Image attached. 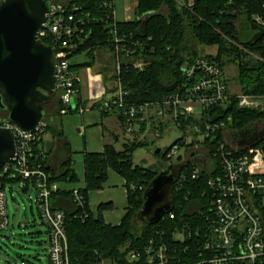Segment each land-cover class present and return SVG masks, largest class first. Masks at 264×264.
Listing matches in <instances>:
<instances>
[{"label":"built area","instance_id":"1","mask_svg":"<svg viewBox=\"0 0 264 264\" xmlns=\"http://www.w3.org/2000/svg\"><path fill=\"white\" fill-rule=\"evenodd\" d=\"M256 21L264 25V18L256 17ZM120 22L116 0H50L49 19L40 29L39 38L47 39V44L57 52L56 95L62 103L61 113L77 109L73 104L79 96L80 76L71 62L73 53L86 43L92 24L104 23L111 35L116 78L110 82L111 92L102 85V93L93 97L102 98L97 107L101 112L121 114L125 118V133L139 141L149 142L160 137L163 126L165 129L169 125L182 127L181 118L195 119L196 122L188 126L199 137H195L198 143L203 144L206 137L216 140L214 133L219 130H223L224 136L218 140L213 154L203 145L207 148L206 157L218 158L221 167L220 172L207 180L209 201L204 206L198 203L193 215L179 216L173 209L161 218L167 215L166 219L177 222L170 232L157 228V239L128 250L120 260H104L98 264H264V146L238 147L229 143L225 133L232 130L227 126L232 117L211 121L208 114L214 107L227 106L234 95L223 67L203 56L190 58L173 92L157 101L130 104L121 80L123 65L141 69L144 63L133 60L139 43L133 40L131 33L119 29ZM123 56L129 60L124 61ZM236 98L241 108L264 110V95L237 93ZM88 109L83 107L79 111L83 113ZM1 118L0 128L10 129L15 137L16 156L0 169V229L8 226L5 180L30 184L37 191L41 223L48 234L46 261L41 264H73L66 212L51 204L52 195L62 188L58 182L50 181L39 149L48 131V121L44 118L34 131L26 132ZM144 123L146 127L142 131ZM194 142L188 145L183 138L181 144L174 145L167 154L169 162L184 165L190 161L186 156L181 161L170 160L178 154L179 144L192 146ZM199 175L200 169L195 166L191 171H181L175 187L180 189L184 182L196 180ZM139 188L145 190L146 186ZM70 193L76 205L82 208L80 188H71ZM79 216L86 219L88 213ZM15 264L35 263L22 259Z\"/></svg>","mask_w":264,"mask_h":264},{"label":"trees","instance_id":"2","mask_svg":"<svg viewBox=\"0 0 264 264\" xmlns=\"http://www.w3.org/2000/svg\"><path fill=\"white\" fill-rule=\"evenodd\" d=\"M164 8L166 12L162 11ZM135 11V20L122 21L119 24L121 31L131 33L133 40L139 43L133 60H142L144 63L141 69L123 65L121 80L124 89L128 91V103L157 101L173 92L182 80L183 64L190 58L199 56L215 61L223 70L228 65H235L241 93L264 95V25L256 21V17L264 18V0H193L192 4L188 0H137ZM90 29L86 43L73 53L76 56L86 51L89 59L73 65V68L91 66L97 50L108 48L112 53L109 62L111 67L108 71L100 72L103 74L107 92H111L113 89L110 88V82L116 78L111 35L104 23L92 24ZM43 41L49 43L47 39ZM197 44L217 46V52L202 55ZM123 59L129 60L125 56ZM78 87L80 101V86ZM55 96L58 101L57 113L60 114L62 103L56 94ZM98 106L99 104L96 107ZM7 114L8 111L0 113L1 119H6ZM102 114L108 115L110 112ZM208 114L211 121L225 120L227 116H231L227 126L232 130L264 120V110L239 107L236 94L227 106L214 107L208 110ZM117 119L124 130L125 118L118 113ZM181 121L180 129L184 131L190 128L188 124L196 122L194 118H181ZM145 127V123L142 124V131ZM47 128L51 127L48 125ZM164 130L165 126L160 128L161 133ZM214 135L216 140L206 137L202 141L210 154L216 152L218 140H222L224 136L223 130L215 132ZM55 138L54 160L42 157L50 181L58 184L76 183L79 177L74 168V152L70 141L62 129L56 131ZM182 140L183 138L178 139L174 145L181 144ZM144 144L147 142L136 138H122V142H119V135L113 133V141L106 143L102 152L84 154L86 185L80 188L83 195L82 208L76 205L70 190L62 188L52 195V207L66 212V231L73 264L120 260L128 250L140 247L152 238L157 239V228L170 232L176 225V221L166 219L167 215L154 225L141 224L136 218L144 202L142 194L145 190L140 189V185L147 187L165 167L154 169L134 164L133 152ZM254 145L264 146V139ZM172 147L162 152L166 161L169 160L167 154ZM181 160V156H178L177 161ZM213 160L215 162L212 170L193 161L184 163L183 173L191 171L195 166L200 169V175L196 180L184 182L180 189L175 187L174 212L177 215H193L196 213L192 212L195 210L194 206H204L209 201L207 180L221 169L218 158L213 157ZM109 169L123 176L126 181L128 210L117 225L106 222L103 216L104 211L113 209L112 202L100 203L96 214L88 205L89 191L103 189L108 180ZM86 211L88 217L80 218L79 215Z\"/></svg>","mask_w":264,"mask_h":264},{"label":"water","instance_id":"3","mask_svg":"<svg viewBox=\"0 0 264 264\" xmlns=\"http://www.w3.org/2000/svg\"><path fill=\"white\" fill-rule=\"evenodd\" d=\"M49 15L50 0H0V113L8 111L7 121L26 132L34 131L47 116L58 86L56 49L39 38ZM186 66L184 63L182 70ZM249 125L232 131L238 147L264 138V130L256 136L258 127ZM15 156V137L10 129L1 127L0 169ZM182 167V162L167 164L150 181L136 215L141 224L154 225L174 209V187Z\"/></svg>","mask_w":264,"mask_h":264},{"label":"rangeland","instance_id":"4","mask_svg":"<svg viewBox=\"0 0 264 264\" xmlns=\"http://www.w3.org/2000/svg\"><path fill=\"white\" fill-rule=\"evenodd\" d=\"M135 3L136 0H116L118 18L121 20V22L126 19V11L128 7L131 11L130 17L133 18L135 16V11H133ZM162 11L166 12V8L162 9ZM197 49L202 55L215 54L217 52V46L197 44ZM111 54L112 53L108 48H104L99 51L97 50L96 60L92 64L95 66L94 69L98 72L109 69L111 67L109 64L112 58ZM87 59V54L83 53L81 55L73 56L71 58V62L79 63ZM224 71L231 93L240 94L241 91L237 79V67L231 64L228 65ZM90 77L91 75L87 73L86 77L82 76L81 78L82 90L85 92L84 96L82 97L84 101L90 100L94 97V95L97 93H102L103 91L102 83L97 80L95 81V79ZM47 111L53 113L58 112V101L56 96H54L52 102L47 106ZM69 112L72 111L70 110ZM69 112L64 114L65 116L63 117V122L66 129V134L72 143V150L74 152V154H72L73 161L79 181L76 183H71L68 186L63 184V186L70 189H78L84 188L86 185L85 166L82 152L85 148H102L99 127H101V132L104 134H102L104 145L110 140L113 141V132L116 130H118V132L121 134L119 141L122 140L124 135L127 136V139L130 138V136L125 133V131L120 126V123H118L114 116L110 117L108 120L104 119V123L107 125V127H104L103 124L99 125V127H96L94 123H89L87 116L89 112H86L84 115H82V113L79 111L72 112L71 114H69ZM262 126H264V122L260 127ZM82 127L90 128V133L89 129L84 134L78 132V129ZM228 134H230V130H227L225 135L228 142L231 143V139ZM195 137L198 136L192 133L189 128L184 131L174 125H169L160 135V137L154 138V140H149L147 144L142 145L133 152V162L134 164L141 165L143 167L160 169L161 167H164L170 163L169 160L166 161L162 157V152L169 150V148L172 147L178 139L184 138L188 145L194 140L196 142L192 144L193 147L179 144L178 154L170 161H177L178 156H181V159L184 160L185 156L189 158L192 152H197L199 155L198 157H200V159H204L203 163L198 164L207 168L208 170H212L213 166H211V164L214 163V161L209 160L206 157L205 149L207 148L204 147V144L198 143L197 138ZM86 142L88 145H86ZM158 148L161 149L160 153L155 152ZM59 184L61 186V183ZM112 184L113 179H110V182L104 185L105 191L107 193H112L115 196L117 202L126 200L128 195H126L124 192L121 184H118L117 187L111 186ZM4 186L7 199L8 226L7 228L0 229V264H7V262L15 264L22 259H27L35 264H41V262H45L47 254L46 240H48V234L46 232V227H44V225L41 223L40 208L38 202L36 201V189L34 187H30L27 191H24L20 181L5 182ZM193 209H196V207L194 206ZM107 216V218L111 220L110 217H112V215L110 214V216Z\"/></svg>","mask_w":264,"mask_h":264},{"label":"crops","instance_id":"5","mask_svg":"<svg viewBox=\"0 0 264 264\" xmlns=\"http://www.w3.org/2000/svg\"><path fill=\"white\" fill-rule=\"evenodd\" d=\"M189 3L192 4V1L193 0H188ZM137 6V0H136V3L134 4V10L135 11V8ZM117 7V5H116ZM127 15H126V19L124 21H132V20H135L137 18V14H136V11L134 12V17H130V8L128 7L127 8ZM102 50V49H101ZM99 51V50H98ZM89 59V57H88ZM87 59V60H88ZM87 60L85 61H82V62H79V63H73L74 65H78L80 63H83V62H86ZM96 60V58H95ZM94 60V62H95ZM97 63V62H96ZM95 66L91 65L89 67H86V68H80V69H76L77 73L79 74L80 76V96H81V100L79 101L78 98H77V103L75 102L74 105L78 108L75 109V110H71L72 112H75V111H79L80 108H83V107H87L89 108L88 110L84 111L82 113V115H84L86 112H89L87 114L88 116V119H89V123H94L96 125V127L99 125H104V127H107V125H105L104 123V119H110V117L114 116L116 118V120L118 121L117 119V114L116 113H110L108 115H103L102 112L96 107L102 100V98H91L90 100H83V96L85 94V92L82 90V81H81V78L82 76L86 77L87 76V73H89L91 75L90 78H93L95 79V81H100L102 83V85H105V81H104V77H103V74L101 72H98L94 69ZM101 94V93H99ZM72 112H69V114H71ZM80 112V111H79ZM47 115L46 119L49 123V126L51 128H48V131L47 133L45 134V136L43 137L42 141L39 143V149L42 151L44 157L46 158H51L52 160L53 159V155H54V150H55V142H56V138H55V134H56V131H59L60 129H62L64 131V135L68 138L67 134H66V129H65V126H64V122H63V117L65 116L64 114H58V113H53V112H48L46 111L45 113ZM101 117H100V116ZM119 123V121H118ZM90 124V125H92ZM100 129V134H101V147L100 149H91V148H85L84 151L82 152L83 154V158H84V154L86 152H102L104 150V142H103V133L101 132V127H99ZM89 129V133H90V128H85V127H82V128H79L78 129V132L80 133H86ZM116 130V129H115ZM114 134L116 135H119L120 137V133L118 132V130H116L115 132H113ZM103 134V135H102ZM126 138L127 139V136L124 135L123 136V139ZM69 140V138H68ZM70 141V140H69ZM122 142V140H120ZM119 141V142H120ZM94 142V141H92ZM108 142H112V140L108 141ZM70 144H71V148H72V143L70 141ZM92 144V143H91ZM86 145L87 142H86ZM88 147V146H87ZM90 147V146H89ZM75 168V166H74ZM110 179H113V184L111 186H116L118 184H121V186L123 187V190L124 192L126 193L127 195V189H126V186H125V178L123 176H121L120 174H118L117 172H115L114 170H111L109 169L108 171V180L106 183H109L110 182ZM14 180H11L10 182H13ZM15 181H20V180H15ZM14 181V182H15ZM21 182V181H20ZM22 183V189L24 191H27L30 187H33L32 185L30 184H24V182H21ZM105 183V184H106ZM63 184L65 185H70L71 183H61V188L63 189H70V188H66L63 186ZM102 191V192H101ZM88 205L91 209V211H93L95 214L97 212V207L100 203H105V202H112L114 207L113 209H110V210H106L103 212V216H104V219L106 222L108 223H111L113 225H117L118 223L121 222L123 216L125 215V213L127 212V207H128V200H121L120 202H117L116 199H115V196L112 194V193H107L105 191V187H103V189L101 190H98V191H91L88 193ZM95 199V200H94ZM94 200V201H93ZM93 204V206H92ZM110 214L112 215V217H110L111 220H109L107 217V215L110 216Z\"/></svg>","mask_w":264,"mask_h":264},{"label":"flooded vegetation","instance_id":"6","mask_svg":"<svg viewBox=\"0 0 264 264\" xmlns=\"http://www.w3.org/2000/svg\"><path fill=\"white\" fill-rule=\"evenodd\" d=\"M261 123H262L261 120H258L256 122H253V123L250 124V125H253L255 127H258L259 133H256V136L261 135L262 131L264 130V126L260 127V125H262ZM232 131L233 130H231L230 131V134H228V135H229V137L231 139V143L234 144V145H236L237 142H238V138L236 136H234V134H233ZM193 153L194 152L191 153V156L189 157V160L190 161H193V162H196L197 164L198 163H203V160L204 159H200V157H198L199 156L198 153L195 156L193 155ZM203 158H204V156H203ZM168 164H170V163H168Z\"/></svg>","mask_w":264,"mask_h":264},{"label":"bare ground","instance_id":"7","mask_svg":"<svg viewBox=\"0 0 264 264\" xmlns=\"http://www.w3.org/2000/svg\"><path fill=\"white\" fill-rule=\"evenodd\" d=\"M62 114V113H61Z\"/></svg>","mask_w":264,"mask_h":264}]
</instances>
